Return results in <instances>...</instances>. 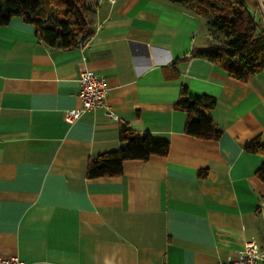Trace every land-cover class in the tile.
I'll list each match as a JSON object with an SVG mask.
<instances>
[{
  "label": "crops",
  "instance_id": "1",
  "mask_svg": "<svg viewBox=\"0 0 264 264\" xmlns=\"http://www.w3.org/2000/svg\"><path fill=\"white\" fill-rule=\"evenodd\" d=\"M93 36L63 49L14 17L0 27V257L25 264H216L264 248V69L247 81L207 58V20L169 0H89ZM264 29V0H244ZM188 57V59H186ZM105 79V106H81L80 71ZM217 99V140L185 133L182 86ZM127 125L167 156L88 178ZM201 171H207L200 175Z\"/></svg>",
  "mask_w": 264,
  "mask_h": 264
},
{
  "label": "trees",
  "instance_id": "2",
  "mask_svg": "<svg viewBox=\"0 0 264 264\" xmlns=\"http://www.w3.org/2000/svg\"><path fill=\"white\" fill-rule=\"evenodd\" d=\"M169 1L185 6L207 20L210 44L194 48L192 56L207 58L242 81L264 69V29L244 0ZM94 7L89 0H0V27L9 24L12 18L20 17L32 24L36 34L50 46L73 48L93 36L91 11ZM216 105V97L209 94L193 96L184 85L174 106L188 115L186 134L203 140H217L222 130L211 115ZM120 139L119 148L89 159L88 178L118 176L123 172L126 160L167 156L170 149L167 140H157L149 132L138 135L127 125L121 126ZM245 150L264 156V142L258 136L245 145ZM206 173L201 171L199 174ZM256 175L264 182V163Z\"/></svg>",
  "mask_w": 264,
  "mask_h": 264
},
{
  "label": "built area",
  "instance_id": "3",
  "mask_svg": "<svg viewBox=\"0 0 264 264\" xmlns=\"http://www.w3.org/2000/svg\"><path fill=\"white\" fill-rule=\"evenodd\" d=\"M79 84L81 86L79 95L81 106L66 112L69 122L76 120L83 112L91 108L105 106L108 87L104 78L88 68H83L80 71ZM0 264H25V262L17 256H12L0 257ZM216 264H264V248L259 246L255 240H250L238 259L221 261Z\"/></svg>",
  "mask_w": 264,
  "mask_h": 264
}]
</instances>
